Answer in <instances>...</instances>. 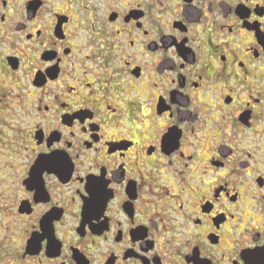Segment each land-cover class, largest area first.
<instances>
[{"label":"flooded vegetation","instance_id":"obj_1","mask_svg":"<svg viewBox=\"0 0 264 264\" xmlns=\"http://www.w3.org/2000/svg\"><path fill=\"white\" fill-rule=\"evenodd\" d=\"M4 111L8 262L264 264V0H0Z\"/></svg>","mask_w":264,"mask_h":264},{"label":"rangeland","instance_id":"obj_2","mask_svg":"<svg viewBox=\"0 0 264 264\" xmlns=\"http://www.w3.org/2000/svg\"><path fill=\"white\" fill-rule=\"evenodd\" d=\"M8 111H4L2 115H0V121H13V117L10 113H7ZM12 220L9 219H2L0 218V264H15L12 262H8L6 256L3 254L4 252L1 251V246L3 243H5V237H7V243L9 246L12 245L11 240H14V228L12 226ZM3 226V228H2ZM4 227H8L6 232L4 231ZM3 229V230H2ZM9 241V242H8ZM5 243V244H7ZM5 251V249L3 248ZM5 257H4V256Z\"/></svg>","mask_w":264,"mask_h":264}]
</instances>
